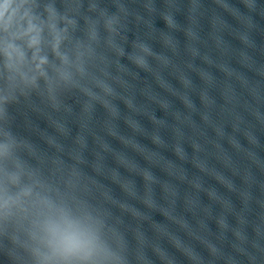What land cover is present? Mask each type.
<instances>
[{"label": "water", "instance_id": "95a60500", "mask_svg": "<svg viewBox=\"0 0 264 264\" xmlns=\"http://www.w3.org/2000/svg\"><path fill=\"white\" fill-rule=\"evenodd\" d=\"M31 3L70 78L10 86L0 56V144L121 264H264V0ZM34 232L0 218V264H39Z\"/></svg>", "mask_w": 264, "mask_h": 264}, {"label": "clouds", "instance_id": "9594fccd", "mask_svg": "<svg viewBox=\"0 0 264 264\" xmlns=\"http://www.w3.org/2000/svg\"><path fill=\"white\" fill-rule=\"evenodd\" d=\"M47 11L49 17L45 21L33 12L31 0H0V56L10 73V86L17 82L35 86L39 79L51 85L50 68L59 79L70 78V59L61 51L68 28L58 27L56 13ZM65 24L74 26L75 21L65 20ZM45 30L50 39L46 40ZM46 45L59 66L50 64L44 52ZM136 64L142 68L144 61ZM8 99L0 98V104ZM17 216L31 220L33 236L46 250L37 252L39 264H121L101 238L100 222L87 215L73 218L57 205L46 194L36 173L14 159L13 144L8 142L0 144V218Z\"/></svg>", "mask_w": 264, "mask_h": 264}]
</instances>
